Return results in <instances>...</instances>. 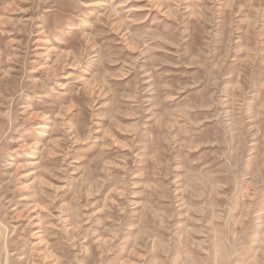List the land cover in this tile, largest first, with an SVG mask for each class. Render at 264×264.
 Instances as JSON below:
<instances>
[{
  "label": "clouds",
  "instance_id": "1",
  "mask_svg": "<svg viewBox=\"0 0 264 264\" xmlns=\"http://www.w3.org/2000/svg\"><path fill=\"white\" fill-rule=\"evenodd\" d=\"M0 264H264V0H0Z\"/></svg>",
  "mask_w": 264,
  "mask_h": 264
},
{
  "label": "rangeland",
  "instance_id": "2",
  "mask_svg": "<svg viewBox=\"0 0 264 264\" xmlns=\"http://www.w3.org/2000/svg\"><path fill=\"white\" fill-rule=\"evenodd\" d=\"M32 135H33V136H36V137H37L38 139H40V140H44V139H45V135H39L38 133H35V132H33ZM93 148H94V145L89 144V145H85V146H83L81 150L84 151V152H90V151L93 150ZM17 158H18V159H24V158H26V157H24L23 154H21V156H19V157H17ZM6 159H7V158H6Z\"/></svg>",
  "mask_w": 264,
  "mask_h": 264
}]
</instances>
